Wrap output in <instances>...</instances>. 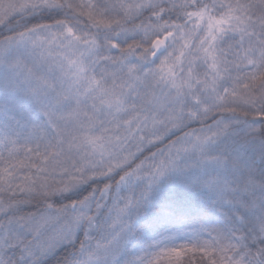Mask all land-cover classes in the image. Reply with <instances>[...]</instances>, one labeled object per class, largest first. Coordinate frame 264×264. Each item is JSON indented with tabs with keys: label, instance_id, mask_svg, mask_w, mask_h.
Segmentation results:
<instances>
[{
	"label": "snow or ice",
	"instance_id": "obj_1",
	"mask_svg": "<svg viewBox=\"0 0 264 264\" xmlns=\"http://www.w3.org/2000/svg\"><path fill=\"white\" fill-rule=\"evenodd\" d=\"M0 264H264V0H0Z\"/></svg>",
	"mask_w": 264,
	"mask_h": 264
}]
</instances>
